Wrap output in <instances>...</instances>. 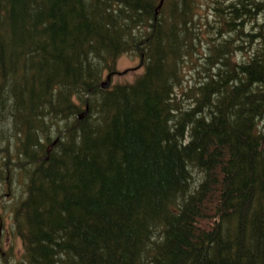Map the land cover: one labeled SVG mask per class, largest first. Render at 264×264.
<instances>
[{"label":"trees","instance_id":"trees-1","mask_svg":"<svg viewBox=\"0 0 264 264\" xmlns=\"http://www.w3.org/2000/svg\"><path fill=\"white\" fill-rule=\"evenodd\" d=\"M160 1L0 0L19 264H264V0Z\"/></svg>","mask_w":264,"mask_h":264},{"label":"rangeland","instance_id":"rangeland-1","mask_svg":"<svg viewBox=\"0 0 264 264\" xmlns=\"http://www.w3.org/2000/svg\"><path fill=\"white\" fill-rule=\"evenodd\" d=\"M208 11L204 5L201 6L200 12L205 15ZM139 58L134 54H125L120 56L115 63L114 71L111 77V85L115 83L131 82L136 75L143 72V67L139 65ZM104 81L106 78L104 77ZM190 102L182 103L185 108ZM11 101H8L10 110ZM12 112V111H11ZM60 125L55 127L47 120L46 129L50 132L52 140L56 141V137L60 136ZM5 144H0V149ZM4 159L0 151V161ZM11 161L8 163L10 178L4 182L0 189V264H19L22 258V241L21 238L12 232V219L10 211L17 201H21L25 195L24 178L16 170L15 165ZM14 170V171H13ZM8 173V172H7Z\"/></svg>","mask_w":264,"mask_h":264},{"label":"water","instance_id":"water-1","mask_svg":"<svg viewBox=\"0 0 264 264\" xmlns=\"http://www.w3.org/2000/svg\"><path fill=\"white\" fill-rule=\"evenodd\" d=\"M161 4H162V0L158 4V8L161 6ZM110 80H111V74L106 75V80L101 82L100 87L102 89L107 88L109 86V84H110Z\"/></svg>","mask_w":264,"mask_h":264}]
</instances>
